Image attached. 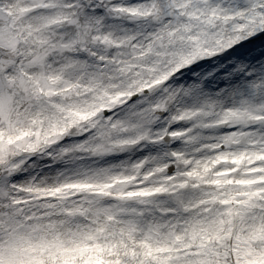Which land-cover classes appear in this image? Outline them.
<instances>
[{
  "label": "snow or ice",
  "instance_id": "obj_1",
  "mask_svg": "<svg viewBox=\"0 0 264 264\" xmlns=\"http://www.w3.org/2000/svg\"><path fill=\"white\" fill-rule=\"evenodd\" d=\"M0 264H264V0H0Z\"/></svg>",
  "mask_w": 264,
  "mask_h": 264
}]
</instances>
